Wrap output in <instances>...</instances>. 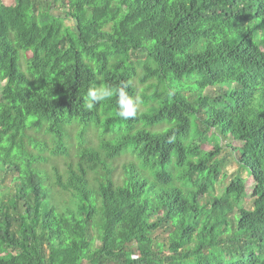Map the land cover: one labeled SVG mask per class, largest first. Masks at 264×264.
<instances>
[{
  "label": "trees",
  "instance_id": "1",
  "mask_svg": "<svg viewBox=\"0 0 264 264\" xmlns=\"http://www.w3.org/2000/svg\"><path fill=\"white\" fill-rule=\"evenodd\" d=\"M223 141L253 183L217 196ZM0 264H264V0H0Z\"/></svg>",
  "mask_w": 264,
  "mask_h": 264
},
{
  "label": "rangeland",
  "instance_id": "2",
  "mask_svg": "<svg viewBox=\"0 0 264 264\" xmlns=\"http://www.w3.org/2000/svg\"><path fill=\"white\" fill-rule=\"evenodd\" d=\"M6 5H14L16 0H2ZM68 24L72 25V23L67 22ZM262 33H260L259 35V40L261 39ZM132 63L135 61V64H138L140 62H145L147 61V55L144 52H139L136 54V57L131 58ZM24 66L25 62H24ZM144 72V69L142 67V65L139 66L138 68V73L139 75H142ZM136 85H138L139 87V95L137 98V104L140 107L141 110H146L147 107L144 105L143 103V99H142V94L143 93H148L150 91H147V87L148 85H142L139 83L138 80L135 81ZM153 83V82H152ZM169 87L173 88L175 91L181 92L183 93L185 96L190 95V98H192L193 102L194 99L196 100L200 98L201 96H206V95H212V97H210V101L208 103V105L205 106V110L203 111L204 115H206V112L210 109L213 108H226L229 107L232 104V99H231V89H236V85H233L232 87H229L227 85H222V86H217V88H208L206 90H199L197 85L195 84V82H193L190 79L184 78L183 80L180 81H172L171 79H169L168 84ZM189 93H194V94H189ZM217 99H222V103H218ZM165 126L163 127H159L158 129H163ZM101 132H103L101 130ZM78 134L79 132L75 129L72 130V137H71V143L73 144V151L75 152L77 150V148L79 147V143L78 142ZM98 131L95 128H92L90 131H88V134H86V137L91 139L92 141L95 142V144H98ZM81 141V140H80ZM228 142L227 141H223V151L218 155L219 160L224 161V165L222 167V171H221V179L223 181H221L219 184H217L216 186V192L215 194L217 196H221L226 189V186L229 184V182L234 178L235 175H241L248 183L249 186L252 185L253 180H252V176L249 172V170H247L246 168H243L242 166L239 165V162L235 159L233 153L230 151V149L227 147ZM239 145V143L234 142L232 144V146H237ZM98 146V145H97ZM213 145H208L207 149L212 148ZM64 160H62L61 162H63ZM135 161V158L131 155L128 154L126 156L121 157L116 165H117V171L118 173L122 172L123 166L126 163ZM62 165V167H64V165L62 163H60ZM9 184V178H7L5 185ZM248 208H252L251 204L248 205ZM163 234V233H160Z\"/></svg>",
  "mask_w": 264,
  "mask_h": 264
},
{
  "label": "clouds",
  "instance_id": "3",
  "mask_svg": "<svg viewBox=\"0 0 264 264\" xmlns=\"http://www.w3.org/2000/svg\"><path fill=\"white\" fill-rule=\"evenodd\" d=\"M117 97L118 112L122 118H130L135 115V107L133 99L130 98L123 87L111 85H101L99 87H91L88 89L85 105L91 109L96 103L107 100L113 96Z\"/></svg>",
  "mask_w": 264,
  "mask_h": 264
}]
</instances>
